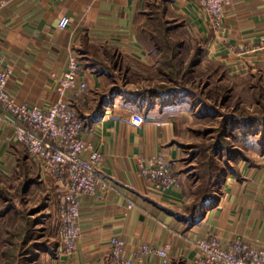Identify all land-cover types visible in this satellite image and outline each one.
I'll return each instance as SVG.
<instances>
[{"label":"crops","instance_id":"obj_1","mask_svg":"<svg viewBox=\"0 0 264 264\" xmlns=\"http://www.w3.org/2000/svg\"><path fill=\"white\" fill-rule=\"evenodd\" d=\"M2 1L0 65L13 68L8 90L21 104L46 110L58 98L54 76L66 70L71 56L82 63L90 95L109 87V72L92 67L96 57H122L140 65L155 62L139 40L136 25L137 16L155 0ZM167 6L201 43L206 62L220 64L231 76L264 67V0H231L219 26L197 0H168ZM64 16L71 22L61 29ZM138 100L126 92L111 97L104 114L83 134L103 153L97 171L113 188L81 196L77 248L66 254L56 245V264H114V236L125 240L127 257L135 256L144 244L168 247L172 264H195L196 242L213 235L224 246L242 238L264 247V153L254 163L239 161L238 173L223 179L213 202L192 220L189 207L195 186L180 170L179 144L180 124L190 107L171 103L170 95L149 100L151 106L149 101L140 106ZM12 121L0 105V183L23 184L24 201L36 207L32 213H55L46 220L58 219L63 200L59 182L17 142ZM158 153L170 160L177 182L164 194L153 191L138 171L139 158ZM8 201L4 199V205ZM159 263L156 255L146 259V264Z\"/></svg>","mask_w":264,"mask_h":264},{"label":"rangeland","instance_id":"obj_2","mask_svg":"<svg viewBox=\"0 0 264 264\" xmlns=\"http://www.w3.org/2000/svg\"><path fill=\"white\" fill-rule=\"evenodd\" d=\"M189 54V51H184L181 60L177 58L179 55L170 60L156 52L152 65L135 64L122 57L104 59L103 67L109 72V87L98 94H86L79 111L85 116L92 114L97 108V100L114 89L136 94L155 88L187 86L186 92L194 102L187 109V120L180 124L179 144L183 150L180 170L186 174L188 182L194 184L196 199L202 187L212 184L213 180L216 196L223 179L229 174L238 173L239 161L251 160L254 163L255 158L264 153V67L245 75L220 77L211 75L212 70L205 64L200 68L191 65L193 58ZM169 60L176 67L170 68L165 64ZM112 61L117 65H113ZM181 68L183 72L179 73ZM182 76L184 81H181ZM244 118L251 121L244 124ZM230 122L235 124V128L229 127ZM216 175L219 180L215 184ZM12 185L13 189L4 186V196L19 206L17 209H21L27 220L33 221L32 232L27 235L30 223L23 230L25 224L20 215L3 222L0 230V264H56L50 250L35 251L34 254L28 248L30 242L27 244V240L32 235L34 240L31 239V243L46 240L59 245L60 218L55 219L54 216V219L47 221L45 218L55 213H32L36 207L24 201L23 184L16 182ZM36 219L39 220L37 224ZM37 233L40 237H35Z\"/></svg>","mask_w":264,"mask_h":264},{"label":"built area","instance_id":"obj_3","mask_svg":"<svg viewBox=\"0 0 264 264\" xmlns=\"http://www.w3.org/2000/svg\"><path fill=\"white\" fill-rule=\"evenodd\" d=\"M197 1L214 26L221 24L226 7L231 3V0ZM70 22L71 19L64 16L59 27L65 29ZM12 74V67L0 65V105L13 118L17 142L43 171L54 174L59 182L63 192L59 210V248L62 253H72L81 236V196L113 188L97 171L104 160L103 153L83 136L89 126L78 115L88 89L82 63L77 56H71L66 70L54 76L58 98L46 110L17 102L8 90ZM138 171L157 193H167L177 184L171 162L164 153L139 158ZM110 244V259L114 264H146L151 255L159 257V264H172L168 247L144 244L135 256L127 257L124 239L114 236ZM196 247L195 264H264V247L251 245L242 238L224 246L218 236L213 235L198 240Z\"/></svg>","mask_w":264,"mask_h":264},{"label":"trees","instance_id":"obj_4","mask_svg":"<svg viewBox=\"0 0 264 264\" xmlns=\"http://www.w3.org/2000/svg\"><path fill=\"white\" fill-rule=\"evenodd\" d=\"M168 0H155L153 3L149 5V9L145 11L144 13H141L137 16L136 25H137V33L139 40L141 43L147 48V50L155 57V53H161L163 54L165 59L177 57L181 60V57L183 56L184 51H189L191 55L190 57L193 58L191 65L195 66L196 68H200V65L205 64L207 68L211 69L210 72L211 75H219L220 77L228 76L223 67L220 64L210 63L206 62L204 58V49L201 43L191 37L188 30L185 28L184 23L180 19V17L173 12L168 10L167 6ZM176 53V54H175ZM109 59H113L112 57H109ZM170 60L165 62V64L170 65V68L176 67V65H171ZM106 61L101 58L96 57L93 60L92 67L96 68L98 71H104L106 72L107 69L103 67L104 63ZM113 63V61H112ZM113 65H117L116 63H113ZM190 65V66H191ZM181 66V64H180ZM184 66V65H183ZM191 66V68L193 67ZM182 67V66H181ZM190 68V70H191ZM177 72V71H175ZM179 73H182V68ZM192 72V71H190ZM186 73V72H185ZM183 78V79H182ZM181 81H184V77L182 76ZM223 79V78H222ZM221 79V80H222ZM188 87L185 85H182L179 87H162L158 89H150L151 91H143L140 93L135 94V100L139 99L140 106L147 103L149 100H155L162 98L163 95H170L171 103H174L177 101L179 104H185L188 107H191L193 105L194 100L190 98L188 93L186 92ZM120 94V90L114 89L109 92L108 95L105 97L102 95L99 100H97V108L95 111H93L92 114L89 115H81L79 109H78V115L79 117L85 121L87 126L92 125L94 121L99 119L103 114L105 110V106L107 104V101L116 95ZM150 96V97H149ZM150 104L147 106H151L152 101H149ZM246 119V118H244ZM251 119L243 120L245 122L244 124L250 122ZM241 123V121L239 122ZM230 128H235V124L230 122L229 123ZM235 130V129H234ZM264 139V138H263ZM251 162V160H250ZM253 163V162H251ZM215 178V184L217 180H219V176H214ZM1 181V180H0ZM211 183V182H210ZM213 183L210 185H204L205 187H202V190L199 192L197 198L194 200V202L189 207V217L194 220L198 219L200 216H202V210L209 206L214 198L215 194L213 192ZM5 185L0 183V205L2 206L0 210V230L2 228L1 225H3V222L7 221L8 219H12L15 216L20 215L21 220L24 221V231L28 228V224L30 223V228H28L29 235L31 231V222L33 224L32 220H27L25 214L21 213V209H17L15 207V204L11 202L10 199H8L6 196ZM8 187H13V185H6ZM8 199V203L4 205V199ZM191 213V214H190ZM32 213H29L31 215ZM46 220V218H45ZM39 220H35V223L37 224ZM35 224V225H36ZM36 228V227H35ZM35 237H40L38 233L35 235ZM34 240L32 235L30 236V239L27 240V244L29 243L28 248L34 253L35 251L40 252H49L53 255V258L55 256V244L51 243L49 241H31Z\"/></svg>","mask_w":264,"mask_h":264}]
</instances>
